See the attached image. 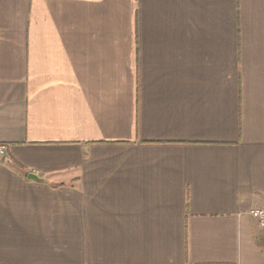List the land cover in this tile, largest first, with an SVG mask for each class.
<instances>
[{"label":"crops","instance_id":"obj_1","mask_svg":"<svg viewBox=\"0 0 264 264\" xmlns=\"http://www.w3.org/2000/svg\"><path fill=\"white\" fill-rule=\"evenodd\" d=\"M0 144V264H264V0H0Z\"/></svg>","mask_w":264,"mask_h":264},{"label":"built area","instance_id":"obj_2","mask_svg":"<svg viewBox=\"0 0 264 264\" xmlns=\"http://www.w3.org/2000/svg\"><path fill=\"white\" fill-rule=\"evenodd\" d=\"M5 155V147L0 145V156ZM248 215L256 222L259 229L264 231V209H251Z\"/></svg>","mask_w":264,"mask_h":264},{"label":"water","instance_id":"obj_3","mask_svg":"<svg viewBox=\"0 0 264 264\" xmlns=\"http://www.w3.org/2000/svg\"><path fill=\"white\" fill-rule=\"evenodd\" d=\"M26 177H27L28 180H32V181H35V182H40V181L44 180V179L39 178L38 176H36L34 174H31V173L27 174Z\"/></svg>","mask_w":264,"mask_h":264},{"label":"trees","instance_id":"obj_4","mask_svg":"<svg viewBox=\"0 0 264 264\" xmlns=\"http://www.w3.org/2000/svg\"><path fill=\"white\" fill-rule=\"evenodd\" d=\"M1 145V144H0ZM2 146H4L5 147V145H2Z\"/></svg>","mask_w":264,"mask_h":264}]
</instances>
